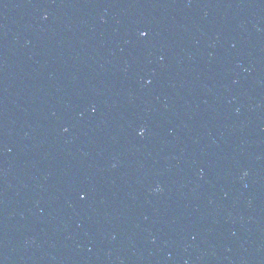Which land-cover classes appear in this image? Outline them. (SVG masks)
Wrapping results in <instances>:
<instances>
[{"label": "water", "instance_id": "1", "mask_svg": "<svg viewBox=\"0 0 264 264\" xmlns=\"http://www.w3.org/2000/svg\"><path fill=\"white\" fill-rule=\"evenodd\" d=\"M0 264H264V0H0Z\"/></svg>", "mask_w": 264, "mask_h": 264}, {"label": "snow or ice", "instance_id": "2", "mask_svg": "<svg viewBox=\"0 0 264 264\" xmlns=\"http://www.w3.org/2000/svg\"><path fill=\"white\" fill-rule=\"evenodd\" d=\"M143 35H147V33H143Z\"/></svg>", "mask_w": 264, "mask_h": 264}]
</instances>
